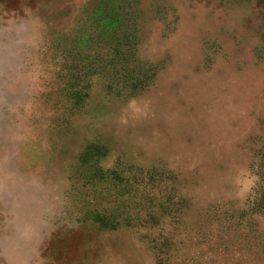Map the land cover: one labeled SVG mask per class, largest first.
<instances>
[{"label":"rangeland","instance_id":"374dc122","mask_svg":"<svg viewBox=\"0 0 264 264\" xmlns=\"http://www.w3.org/2000/svg\"><path fill=\"white\" fill-rule=\"evenodd\" d=\"M0 264H264V0H0Z\"/></svg>","mask_w":264,"mask_h":264}]
</instances>
